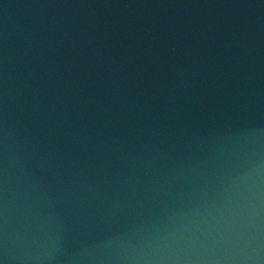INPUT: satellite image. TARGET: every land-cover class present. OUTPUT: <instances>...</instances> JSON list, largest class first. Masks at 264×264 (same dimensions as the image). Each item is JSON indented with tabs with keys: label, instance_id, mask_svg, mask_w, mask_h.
Masks as SVG:
<instances>
[{
	"label": "water",
	"instance_id": "95a60500",
	"mask_svg": "<svg viewBox=\"0 0 264 264\" xmlns=\"http://www.w3.org/2000/svg\"><path fill=\"white\" fill-rule=\"evenodd\" d=\"M0 264H264V0L0 19Z\"/></svg>",
	"mask_w": 264,
	"mask_h": 264
}]
</instances>
